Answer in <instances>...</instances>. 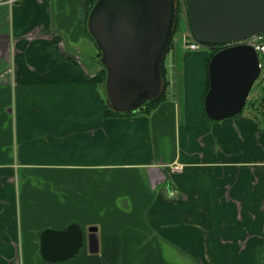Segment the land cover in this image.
Masks as SVG:
<instances>
[{"label": "crops", "instance_id": "obj_1", "mask_svg": "<svg viewBox=\"0 0 264 264\" xmlns=\"http://www.w3.org/2000/svg\"><path fill=\"white\" fill-rule=\"evenodd\" d=\"M97 54L84 0L0 4V263L264 264V124L255 115L264 120V92L240 116L209 121L205 62L184 61L172 72L182 97L167 93L151 111L123 113L152 118L106 116ZM149 136L152 151L137 154ZM160 137L169 138L167 153L155 145ZM13 143L26 161L6 156ZM36 167L65 193L59 201L45 192L52 211L24 219L31 211L17 208V195L25 198ZM69 183L85 192L77 196ZM69 192L80 204L73 214ZM70 222L82 229L81 250L65 261L43 260L41 231Z\"/></svg>", "mask_w": 264, "mask_h": 264}, {"label": "water", "instance_id": "obj_2", "mask_svg": "<svg viewBox=\"0 0 264 264\" xmlns=\"http://www.w3.org/2000/svg\"><path fill=\"white\" fill-rule=\"evenodd\" d=\"M193 37L203 45H224L209 59L204 111L214 120L235 116L246 103L261 67L255 48L234 43L264 32V0H184ZM176 0H96L87 19L106 69L105 91L116 111L135 110L158 95L160 64L172 34ZM233 43V44H230ZM90 252L97 250L96 227L88 228ZM83 241L74 222L46 228L40 255L48 262L75 255Z\"/></svg>", "mask_w": 264, "mask_h": 264}, {"label": "rangeland", "instance_id": "obj_3", "mask_svg": "<svg viewBox=\"0 0 264 264\" xmlns=\"http://www.w3.org/2000/svg\"><path fill=\"white\" fill-rule=\"evenodd\" d=\"M177 2H178L179 7H180V24H179L178 30L176 31V33L174 34V37H173L174 48H172L168 52V54H166L165 59H164V65L167 69L166 79L168 81V85L166 87V94L168 93V96H170V98H172V99L175 98L174 96H177V97L183 96L182 84H181V89L179 91H177V93L175 91L174 77L172 75V72L175 69V66H178L180 69V67L184 64V61L187 62L188 64L200 63V62L206 63V58L208 56L209 50H211L210 46H208V47L202 46L200 49H198L196 51L185 49V47H184L185 37L182 36V33L185 30V21H184L185 19H184V16L181 14V6H180L181 0H177ZM185 16H186V9H185ZM187 19L188 18L186 17V20ZM188 23L189 22L187 21V25L189 27ZM260 56H261L263 66L261 68V72H260L259 77L255 80V82L253 83V85L250 89L249 96L247 98L248 100H246V104L249 103V101H251L252 99L255 100L257 93L259 94V93L264 92V56L262 53L260 54ZM205 66H206V64H205ZM99 89H100V86H99ZM99 89H98V93H100V95L104 96V94H105L104 89L103 88H101L100 90ZM255 115L258 116V122H259V120H261L260 122L263 125L264 124V120H262L263 114H255ZM138 116L147 117V119H148V118H152L153 114H134L132 117H138ZM183 117H184V114H177V121L179 123H181L182 125H183V121H184ZM144 139H146V140L144 141ZM140 141H143V142L139 143L138 146L136 147L137 154H139V153H145V154L150 153L152 151L151 136H149V141H147L146 137L142 138ZM13 142H15V139ZM20 145L21 144L18 145L19 149H20ZM155 145L159 148H162L164 150V152L167 153L170 149L169 138H167V137L157 138ZM18 147H17V144H15V147H14V143H13L9 148L10 151L6 153V156L7 155L10 156V158H12L13 160L15 159V161L20 160V159L22 161H26L27 160L26 159L27 156H25L26 154H24L22 148H21L22 151L19 152ZM112 150L114 153L121 152L120 147H113ZM100 151H102V149L99 147L98 152H100ZM0 153L5 155L4 151H1ZM41 158H43V157L41 155V151L38 149V151L35 152V159L37 161H40ZM28 159L31 160V158H29V157H28ZM121 159H122L121 157L117 156L116 161H121ZM21 165H24V164H21ZM39 168L40 167L33 168L34 169L33 178L29 182L24 184V186L28 190L27 193L24 190L25 198L22 195H19V198H18V195H17V208H18V205H20L21 208H27V209H30V211H31V214L25 216L24 219L33 218V216L39 212H43L46 210L50 211V212L52 211L53 198L49 199L48 196L44 194L45 192L52 190V192L57 196L59 201L61 200L62 193L64 192L57 183L45 182L44 178L42 177V174L37 171ZM19 171L20 172L24 171L25 175H26V173L29 172L28 169H20ZM78 176H79V174H77V177ZM81 177H83V175ZM72 182H74V181H72ZM66 186H69L68 188L70 189V191H74L73 183L66 184ZM19 187H21V186L17 187V184H16L17 190L19 189ZM76 187L77 188L74 191V194H76L77 196H81V193L79 191V190H81V188H79V183L76 184ZM81 191L85 192L84 190H81ZM20 196H21V199H20ZM52 196L53 195L51 194V197ZM64 197L69 198L68 203L71 205V207L69 209H66V210H71V214H73L74 213L73 210L77 209L80 206V204L76 201L75 205H73L74 200H73L71 192H69V194H66V196H64ZM26 199H30L29 203H26ZM97 203L99 204V202L97 200L91 199V204H93L94 206H97ZM47 206H49V207H47ZM210 218L215 219V216H210ZM263 230H264V228H263ZM260 240L262 241L261 238H260ZM210 244L211 245L209 247H210V249H212L213 248L212 241L210 242ZM81 248L78 250V252L81 250ZM233 249H235L234 245H233ZM229 253L230 254L233 253L232 248H231ZM214 254H216V252H214ZM0 264H17V263H16V259L14 257H12V258H10V261L0 263ZM228 264H233V263H228Z\"/></svg>", "mask_w": 264, "mask_h": 264}, {"label": "trees", "instance_id": "obj_4", "mask_svg": "<svg viewBox=\"0 0 264 264\" xmlns=\"http://www.w3.org/2000/svg\"><path fill=\"white\" fill-rule=\"evenodd\" d=\"M96 0H84L85 2V5H86V16H87V19H88V14L93 6V4L95 3ZM185 3V2H184ZM185 9H186V17L188 18V11H187V8H186V5H185ZM187 21L189 22V20L187 19ZM179 24H180V7H179V4L176 0V14H175V19H174V23H173V29H172V34L169 38V41L167 43V46L165 48V51H164V55H163V58H162V61H161V64H160V74H161V86H160V92L158 93V95L150 100H147L144 104H142L140 107H138L137 109L135 110H128V111H116L112 108L111 104L109 103L108 99H107V96H106V91H105V76H106V69L104 67V65L100 62V57H101V52L98 49V54H97V63H99L101 65V70H100V73H101V76H102V81L100 82L101 86L103 87L104 89V96H105V112L106 113H111V114H105L106 116H113V117H119V116H125V115H131V114H123V113H130V112H133V111H136V110H143V111H151L152 109H154L160 102H162L164 99H165V96H166V87L168 85V81L166 79V75H167V69L164 65V59H165V56L166 54H168V52L174 48V43H173V37H174V34L176 33V31L178 30L179 28ZM189 24V23H188ZM92 41L95 43V40L94 38L90 35ZM208 46L211 47V50H209V53H208V56L206 58V67L208 65V61L210 59V57L216 52L218 51L220 48L219 47H214V45H211L209 44ZM207 77V80H206V90H205V93L206 91L208 90V87H209V79H208V75H206ZM248 100V99H247ZM250 102V101H249ZM246 104V103H245ZM245 108V105L243 106V108L240 110V112L238 114H236L235 116H240L242 110ZM205 113V112H204ZM204 117L209 120V121H217V120H214V119H211L209 118L206 113L204 114Z\"/></svg>", "mask_w": 264, "mask_h": 264}, {"label": "built area", "instance_id": "obj_5", "mask_svg": "<svg viewBox=\"0 0 264 264\" xmlns=\"http://www.w3.org/2000/svg\"><path fill=\"white\" fill-rule=\"evenodd\" d=\"M16 0H0V4L3 3H13ZM180 6H181V14L184 16V21H185V30L182 33V36L185 37V44L184 46L188 49V50H196L200 47H202V44L200 42H198L192 35L190 32V29L187 25V20H186V16H185V3L184 0H181L180 2ZM234 43H246V44H250L252 45L255 50L257 51L258 57H259V65L262 68L263 63L261 60V56L260 54L262 53L264 56V33H259V34H255V35H251L247 38L238 40L237 42ZM233 44V43H230Z\"/></svg>", "mask_w": 264, "mask_h": 264}, {"label": "flooded vegetation", "instance_id": "obj_6", "mask_svg": "<svg viewBox=\"0 0 264 264\" xmlns=\"http://www.w3.org/2000/svg\"><path fill=\"white\" fill-rule=\"evenodd\" d=\"M224 45H215L214 47H219V48H221V47H223Z\"/></svg>", "mask_w": 264, "mask_h": 264}]
</instances>
